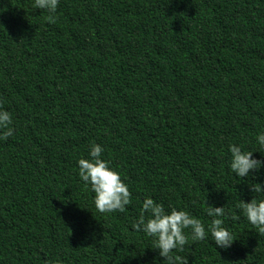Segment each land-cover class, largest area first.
<instances>
[{
    "label": "trees",
    "instance_id": "1",
    "mask_svg": "<svg viewBox=\"0 0 264 264\" xmlns=\"http://www.w3.org/2000/svg\"><path fill=\"white\" fill-rule=\"evenodd\" d=\"M0 0V264H163L131 228L151 197L207 225L208 204L236 242L189 241V264H264V235L237 205L264 193V169L234 177L230 144L264 134V0ZM92 144L128 185L124 213L96 211L78 160ZM260 153L254 158L264 159Z\"/></svg>",
    "mask_w": 264,
    "mask_h": 264
},
{
    "label": "clouds",
    "instance_id": "2",
    "mask_svg": "<svg viewBox=\"0 0 264 264\" xmlns=\"http://www.w3.org/2000/svg\"><path fill=\"white\" fill-rule=\"evenodd\" d=\"M58 5L59 0H33L35 9L48 13L46 18L48 23L56 22L55 13ZM14 131L12 114L0 106V141L13 136ZM255 139L258 148L264 149V134L257 135ZM103 151L101 145L92 144L88 158L78 160L79 179L86 187L90 186L91 192L94 193L93 203L97 212L124 213L132 201V194L120 174L102 158ZM228 151L230 152L228 168L234 177L245 180L252 177L253 173L264 169V159L254 158L255 153L261 154L260 150L246 151L242 146L230 144ZM250 188L253 193H264V185L260 183H253ZM237 207L247 223L256 229V233L264 235V198L254 197L250 202L241 200ZM206 215L211 218L207 227L199 218L186 210L172 207L170 211H166L163 204L154 201L151 197H145L138 216L131 220V228L152 238V249L158 251L163 264H189L181 255L189 241H206L210 235L216 249L223 250L230 249L237 241L234 233L223 226L222 218L228 219L230 215L232 221H238L240 216L230 214L226 206L216 207L208 204V200ZM52 264L59 262L53 260ZM153 264L158 262L154 261Z\"/></svg>",
    "mask_w": 264,
    "mask_h": 264
}]
</instances>
